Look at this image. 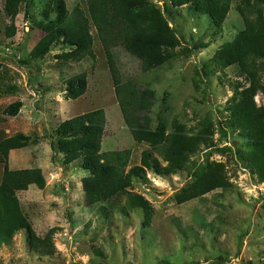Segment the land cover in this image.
Here are the masks:
<instances>
[{
    "label": "rangeland",
    "instance_id": "obj_1",
    "mask_svg": "<svg viewBox=\"0 0 264 264\" xmlns=\"http://www.w3.org/2000/svg\"><path fill=\"white\" fill-rule=\"evenodd\" d=\"M83 2L69 0L68 10ZM48 3L32 0L28 8L23 7L15 23L17 34L9 39L6 27L10 21L0 0V64L5 71L0 87L17 88L16 93L0 96V142L17 134L42 138L37 145L12 151L9 165L12 170H43L45 189L31 186L18 197L38 236L58 229L56 253L52 257L34 253L22 232L0 246V264H158L161 260L171 264H264V182L247 159L248 139L228 126L235 90L243 91L250 81L237 66L222 71L215 64L216 55L244 30L237 1L218 31L208 17L197 15L187 5L149 0L164 12L178 41L176 48L167 50L169 61L144 73L139 60L123 49L115 51L123 78L155 92L149 114L154 130L165 121L169 126L175 122L184 125L195 135L208 125L214 132L213 146L191 155L187 171L169 177L148 171L134 181L132 192L153 206L150 220L140 210L107 218L100 213V205L86 206L83 179L90 173L82 169L81 161L64 164L63 154L52 149L58 141L55 131L64 121L99 109L107 117L102 152L130 150V167H134L150 147L136 143L124 122L95 28L94 58L62 63L58 57L68 49L61 44L42 59L31 58L33 48L44 37L36 24L45 20ZM263 62L258 61L257 68L264 85ZM84 73L87 93L78 100L67 99L66 81ZM255 101L264 112V93H258ZM15 102L23 104L19 114L5 116L4 110ZM210 164L220 165L230 189L179 204L177 198L196 182L197 172ZM3 171L0 164V183ZM124 202L122 198L118 201Z\"/></svg>",
    "mask_w": 264,
    "mask_h": 264
},
{
    "label": "trees",
    "instance_id": "obj_2",
    "mask_svg": "<svg viewBox=\"0 0 264 264\" xmlns=\"http://www.w3.org/2000/svg\"><path fill=\"white\" fill-rule=\"evenodd\" d=\"M31 1L3 0V14L10 21L6 27L7 38L16 36V19ZM68 1L49 0L44 11L45 20L36 24L44 37L33 48L31 58L42 59L59 44L68 49L58 57L62 63H79L94 58L92 29L95 28L124 122L134 141L148 145L150 150L142 153L140 165L134 167H130V150L102 152L107 125L106 113L102 109L64 121L55 131L58 141L53 142L52 149L63 154L64 164L81 161L82 169L90 173L83 179L86 206L100 205V213L107 218L117 213L127 216L140 210L150 220L154 214L153 206L145 197L132 192L134 181L148 171L166 177L187 171L191 155L202 147L213 146L212 125L205 126V130L196 135L176 122L169 126L161 121L154 130L149 118L154 90L143 89L134 80L123 78L115 54L117 49H123L139 60L142 71L148 73L167 63L170 59L167 50L177 47L178 41L160 8L152 6L149 0H84L70 12ZM235 1L244 30L216 55L215 64L222 71L237 66L250 81V86L243 91L238 87L235 90L236 102L228 126L239 130L248 139L247 159L264 182V112L257 108L255 101L258 93H264L257 68V62L264 60V0H173V5L189 6L197 15L208 17L216 30L222 31ZM3 73L4 67L0 64V77ZM87 91L86 73L66 81L67 99L78 100ZM16 92V87L11 91L0 87V96ZM22 107V102H15L3 114L16 117ZM41 141L38 136L17 134L0 142V164L4 165L0 183V246L25 232L31 251L41 257H52L56 253L54 237L58 229L49 230L45 237L38 236L18 197L31 186L44 190V172L39 168L12 170L9 165L12 151ZM219 168L220 165L210 164L204 170L200 169L196 182L177 198V202L185 204L217 190H229L231 184ZM121 198L125 201L123 204L118 203ZM158 264L171 263L161 260Z\"/></svg>",
    "mask_w": 264,
    "mask_h": 264
},
{
    "label": "crops",
    "instance_id": "obj_3",
    "mask_svg": "<svg viewBox=\"0 0 264 264\" xmlns=\"http://www.w3.org/2000/svg\"><path fill=\"white\" fill-rule=\"evenodd\" d=\"M39 168V167H38ZM33 169H35V168H33ZM39 169H41V168H39ZM21 170V169H20Z\"/></svg>",
    "mask_w": 264,
    "mask_h": 264
}]
</instances>
